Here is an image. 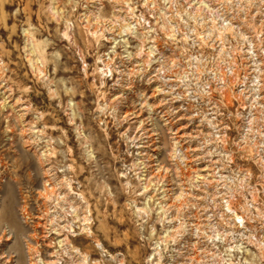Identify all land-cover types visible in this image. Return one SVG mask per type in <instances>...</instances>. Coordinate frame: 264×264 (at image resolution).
Masks as SVG:
<instances>
[{"label":"clouds","instance_id":"clouds-1","mask_svg":"<svg viewBox=\"0 0 264 264\" xmlns=\"http://www.w3.org/2000/svg\"><path fill=\"white\" fill-rule=\"evenodd\" d=\"M0 139V264H264V0H0Z\"/></svg>","mask_w":264,"mask_h":264},{"label":"rangeland","instance_id":"rangeland-1","mask_svg":"<svg viewBox=\"0 0 264 264\" xmlns=\"http://www.w3.org/2000/svg\"><path fill=\"white\" fill-rule=\"evenodd\" d=\"M183 130H181V134H182ZM0 144H3V148H0V157H2L4 160L8 161L9 163H11V161L18 155H21L22 150L19 148V145L16 146V151H13L9 148V142L4 140V139H0ZM9 177V173L5 172L3 174V179L4 180H8Z\"/></svg>","mask_w":264,"mask_h":264}]
</instances>
